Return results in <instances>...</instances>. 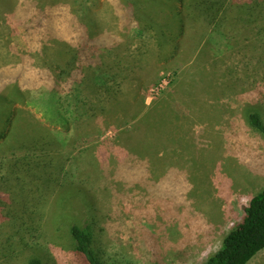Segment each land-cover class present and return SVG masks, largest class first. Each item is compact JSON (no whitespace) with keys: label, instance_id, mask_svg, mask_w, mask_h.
<instances>
[{"label":"rangeland","instance_id":"1","mask_svg":"<svg viewBox=\"0 0 264 264\" xmlns=\"http://www.w3.org/2000/svg\"><path fill=\"white\" fill-rule=\"evenodd\" d=\"M136 2L134 13L124 0H21L14 16L6 11L9 7L0 6V71L10 69L12 75L20 67L29 76L24 82L30 96L14 97L15 108L46 90V80L39 84L32 76L45 69L40 59L46 42L53 43V53L58 45L52 32L28 28L42 15L56 19L51 29L64 28L62 36L74 46L80 44L82 19L95 23L92 32L105 44L101 68L115 75L108 87L98 80L89 84L87 104L100 99L104 104L98 103V117L87 122L85 136L77 126L70 130L66 186L57 195L52 187L46 189L45 230L37 250L44 264H77L73 224L91 225L95 248L109 264H204L264 188V134L247 120L248 112H259L264 119V55L257 54L261 44L255 50L257 43L244 39L238 23L234 38L217 40L200 56L187 58L180 24H173L188 13L184 4L174 2L169 8ZM28 8L29 24L23 19ZM147 15H155L156 27H164L180 46L172 58L161 55L160 38L154 27L149 29ZM230 21L237 19L230 15ZM98 73L91 69L90 78ZM5 106L8 117L13 106ZM140 106L166 115L163 146L168 148L151 138L160 148L155 158L146 156L150 146L145 141L135 143L143 130L130 129L139 121L134 111ZM30 116L42 122L34 111H28ZM54 198L59 205L52 204ZM27 201L34 207L37 197ZM248 264H264V250Z\"/></svg>","mask_w":264,"mask_h":264},{"label":"trees","instance_id":"2","mask_svg":"<svg viewBox=\"0 0 264 264\" xmlns=\"http://www.w3.org/2000/svg\"><path fill=\"white\" fill-rule=\"evenodd\" d=\"M64 1L70 4L73 0ZM124 1L132 13L138 11L136 0ZM143 1L169 8H173L174 2L180 1L184 4L188 13L180 16L179 21L174 18L173 24L176 21L180 24L182 42L185 46L184 54L187 58L194 54L200 56L202 50L217 40L220 44L234 38L235 26H238V23L242 28L244 39L257 43V46H254L255 50L261 44L257 54L264 55V0ZM0 2V6L10 8L6 11H11L13 16L20 11L21 0H0ZM43 5L45 9L48 7L45 3ZM29 10L30 8L23 12L25 21L30 19L27 14ZM2 11L3 8L0 9V12ZM230 15L231 17L234 15L237 21H230ZM35 19L38 20L39 17ZM145 19L150 24L149 29L154 27L160 38L161 55L166 59L172 58L176 51H180V46L178 48L171 42L170 36L163 31L164 27H156L160 23L155 15H147ZM54 23L57 24L58 21L42 15L41 22L33 25V28H38L46 24L49 32L54 34L53 42L59 47V53L54 57V60H57L56 69L59 70L56 74L59 86L44 91L40 97L29 103V106L39 114L42 122L35 116H30V119L26 109L14 107V97L24 96L21 87L14 85L11 89L12 84L0 87V262L4 264L14 262L18 256L20 259L15 264H44L37 250L41 246L45 230L42 217L46 206L42 201L46 196V189L52 187L53 193L56 194L59 189L66 186L69 180L66 172L67 161L72 155L71 142L68 143L70 130L77 126L81 136H85L84 130L89 126L87 122L98 117L101 106L98 103L104 104L101 99L91 103L90 106L87 104L86 92L89 84H95L98 80L99 83L102 81L104 87H108L109 81L115 76L101 68L104 62L101 48L104 43H100L92 32L95 23L89 25L86 17L82 19L83 31L79 36L80 44L77 46L72 45L71 40L62 36L64 28L51 29V24ZM184 25L186 31H183ZM117 55L118 62L121 63L120 52ZM91 69L99 71L96 79L93 76V80L90 78ZM66 94L71 96L67 97ZM9 104L13 106L10 112L13 117L10 121L8 118L10 114L7 117L8 111L5 106ZM135 114L139 115V121L130 129L133 133L140 129L144 132L135 143L145 141L146 146L153 149L150 150L149 147L146 156L155 158L160 148L151 138L160 139L161 148H168L163 146V137L167 132L166 115L154 114L153 109L146 106L135 108ZM137 115L127 119L126 124L129 125ZM247 120L251 126L264 134V119L261 113L248 112ZM57 127H60V130H56ZM15 144H19V147H15L17 146ZM11 150L14 152L11 153ZM25 150L26 154L17 155ZM94 164L97 168L95 161ZM41 166L44 168L43 173H40ZM48 167L54 168L55 171L48 172ZM40 177L43 179L42 182L38 181ZM16 191L24 193L20 195ZM31 197H37L34 207L27 201V198ZM52 204L59 205V199L54 198ZM56 217L58 219L60 214ZM70 231L76 243L74 253L77 264L112 263L105 260L102 253L95 248L91 225L73 224ZM262 250H264V188L252 197L244 208L243 218L231 228L221 247L211 254L204 264H248Z\"/></svg>","mask_w":264,"mask_h":264},{"label":"crops","instance_id":"3","mask_svg":"<svg viewBox=\"0 0 264 264\" xmlns=\"http://www.w3.org/2000/svg\"><path fill=\"white\" fill-rule=\"evenodd\" d=\"M26 20V19H24ZM27 24H29L30 22V19H28V21H25ZM41 22V18L39 17L38 20L36 21H32L31 25L28 26L29 29L31 30H38V31H42V30H45V31H48V27L46 26V24H44L45 26H42V27H38V28H33V25L35 23H39ZM50 33V32H49ZM52 44L53 43H50L49 41L46 42V45H44V48L42 50V55H41V62L45 65V69H41L39 68L37 71L34 70V73H33V76L32 78L36 81H38V83L40 84V81H45L46 80V85L45 83H43L44 87L46 86V90L47 91L48 89H52V88H57V86H59V84L57 83L56 81V74L58 73V69H56V63H57V60L55 61L54 57L58 55L59 53V47L56 46V50L55 52L53 53L52 51ZM8 53L6 54L5 57H7ZM3 58V57H1ZM1 61V60H0ZM55 61V62H54ZM13 70H10V69H6V70H1L0 71V79H2V83L0 84V87H2L3 85H10V87L14 86V85H18L19 87L22 88V94H23V91H26V94H23L24 96H27V98L30 96L27 95V92L30 93V90L26 88H29V86L24 82L26 79L29 78L28 75H26V71L23 70V68H20V67H17L16 68V74H10V72H12ZM36 71V73H35ZM46 71V72H45ZM33 86H34V83H33ZM40 86V85H39ZM38 86V87H39ZM25 88V89H24ZM44 92V91H43ZM42 92V93H43ZM41 93V95H42ZM39 94L38 97L41 96ZM22 96V97H24ZM38 97H35L33 98L36 99ZM28 101V99H27ZM19 108H23V109H26L27 111H34L35 112V109L32 108L31 106H29V104L27 106H22V107H19ZM30 108V109H29ZM56 130H59L60 127H57L55 128Z\"/></svg>","mask_w":264,"mask_h":264}]
</instances>
